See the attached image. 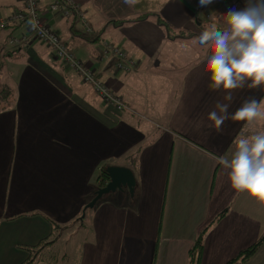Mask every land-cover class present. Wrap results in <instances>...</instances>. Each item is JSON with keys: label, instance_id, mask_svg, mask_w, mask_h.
<instances>
[{"label": "crops", "instance_id": "1", "mask_svg": "<svg viewBox=\"0 0 264 264\" xmlns=\"http://www.w3.org/2000/svg\"><path fill=\"white\" fill-rule=\"evenodd\" d=\"M53 1L39 0L42 18L128 108L103 102L27 25L0 30V89L11 92L0 110V264L24 263L32 247L78 222V264H191L204 230L200 264H227L259 241L264 208L231 188L219 161L231 159L239 137L264 131V120L207 126L216 103L229 102L209 90L211 48L197 43L202 31L227 27L220 20L241 0H72L91 33L74 13L53 14ZM22 6L0 0V18ZM156 15L195 36L168 37ZM106 41L125 50L129 70L102 57ZM232 95L230 114L264 98V86ZM110 165L132 169L133 195L123 188L85 209ZM237 264H264V243Z\"/></svg>", "mask_w": 264, "mask_h": 264}, {"label": "clouds", "instance_id": "2", "mask_svg": "<svg viewBox=\"0 0 264 264\" xmlns=\"http://www.w3.org/2000/svg\"><path fill=\"white\" fill-rule=\"evenodd\" d=\"M134 6L138 0H123ZM214 0H199V7H207ZM227 27L213 26L197 37V43L204 49L211 48L207 57L205 72L210 74V91H223L224 100L218 101L215 110L207 119L220 131L229 118L245 122V127L253 128L264 120V98L247 99L234 113H229L232 92L248 87L257 89L264 86V0H246L241 10L229 9L225 14ZM35 28L36 22L29 21ZM218 110V111H217ZM203 121L195 124L199 130ZM219 163L228 170L230 186L238 194H247L264 208V131H255L239 137L231 159L221 158Z\"/></svg>", "mask_w": 264, "mask_h": 264}, {"label": "built area", "instance_id": "3", "mask_svg": "<svg viewBox=\"0 0 264 264\" xmlns=\"http://www.w3.org/2000/svg\"><path fill=\"white\" fill-rule=\"evenodd\" d=\"M22 3L23 6L19 11L7 18H0V30L10 25H27L31 37L50 47L55 53L56 58L67 67L75 70L81 76L84 83L91 86L103 102L114 106L119 111L126 110L128 107L123 98L99 78L96 71L86 67L69 49L61 35L45 22L40 14L39 0H22ZM50 11L53 14L59 13L63 17H71L74 13L77 19L84 24L87 32H92L85 13L72 0H54L50 6ZM29 21H35L37 26L33 28ZM101 55L106 60L113 61L118 70H129L133 65V62L127 58L125 50L109 41L104 43Z\"/></svg>", "mask_w": 264, "mask_h": 264}, {"label": "trees", "instance_id": "4", "mask_svg": "<svg viewBox=\"0 0 264 264\" xmlns=\"http://www.w3.org/2000/svg\"><path fill=\"white\" fill-rule=\"evenodd\" d=\"M146 17V16H145ZM144 17V18H145ZM157 18V22L163 26L167 32L168 37L172 38V39H188L191 38L193 36H195V34L191 31H188L186 29L183 30H179L174 28L171 24H169L168 22H166L162 17H160L159 15H156ZM137 19H130V20H123L120 22H131V21H136ZM118 21H116L117 23ZM219 29H223V28H219ZM10 89L5 87L3 89H0V110L4 109L7 105L8 99L10 98L11 94H10ZM108 174H107V167H102V169L100 170L99 176L97 178V190L101 187H104L108 181ZM225 212H222L218 215L217 219L222 218V216H224ZM206 232V230H204L203 232H201L195 242V245L193 246V248L190 250L189 252V256H190V263L191 264H200V259H201V254H202V249H203V237H204V233ZM47 239L41 241V243L39 245H37L36 247H32L31 250V257H29L24 263L22 264H31L32 260H33V256L34 254L41 249H44L45 247L49 246V245H53L52 240L46 241ZM264 243V235L259 239V241H257L256 243H254L253 245L249 246L248 248L244 249L243 251H241L235 258H233L231 261H229L227 264H237L238 262H246L249 259H251V257L256 253V251L259 249V247ZM35 248V249H34ZM35 252V253H34Z\"/></svg>", "mask_w": 264, "mask_h": 264}, {"label": "rangeland", "instance_id": "5", "mask_svg": "<svg viewBox=\"0 0 264 264\" xmlns=\"http://www.w3.org/2000/svg\"><path fill=\"white\" fill-rule=\"evenodd\" d=\"M246 0H241L240 4L236 3L235 10H241L245 7ZM221 26H227L226 16L219 22ZM219 29V28H218ZM79 222L70 229L53 234L50 240L54 241L53 245L38 250L31 264H78V249L76 247L78 238L77 234L73 235L74 231L79 229ZM78 238V239H77Z\"/></svg>", "mask_w": 264, "mask_h": 264}, {"label": "water", "instance_id": "6", "mask_svg": "<svg viewBox=\"0 0 264 264\" xmlns=\"http://www.w3.org/2000/svg\"><path fill=\"white\" fill-rule=\"evenodd\" d=\"M107 174L109 179L106 185L96 191V196L86 205L85 209L93 208L103 195L122 190L123 188H127L133 195L136 179L132 169L125 166L110 165L107 167Z\"/></svg>", "mask_w": 264, "mask_h": 264}]
</instances>
